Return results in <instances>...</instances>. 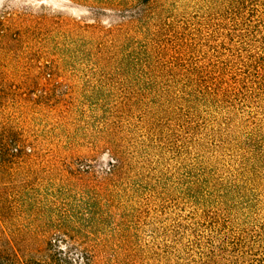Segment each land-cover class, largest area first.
<instances>
[{
  "label": "rangeland",
  "instance_id": "374dc122",
  "mask_svg": "<svg viewBox=\"0 0 264 264\" xmlns=\"http://www.w3.org/2000/svg\"><path fill=\"white\" fill-rule=\"evenodd\" d=\"M230 4L0 3V133L21 152L0 171L5 264L7 241L24 263L196 264L210 240L209 264L256 260L218 248L264 225V95L202 96L173 64V37L211 54Z\"/></svg>",
  "mask_w": 264,
  "mask_h": 264
},
{
  "label": "trees",
  "instance_id": "16d2710c",
  "mask_svg": "<svg viewBox=\"0 0 264 264\" xmlns=\"http://www.w3.org/2000/svg\"><path fill=\"white\" fill-rule=\"evenodd\" d=\"M230 7L225 12L227 14L226 26H218L210 37H215L216 42L211 48V54L202 57V60L190 64L187 55L188 43L185 39L173 37L175 40L174 54L177 57L174 60L179 68H182L186 77L191 80L192 88L202 96H209L224 99H235L239 94H244L243 90L261 91L264 95V12L261 4L255 0H230ZM21 152L16 145V141L11 136L0 133V171L5 169L8 164L20 157ZM119 169V160L114 155L109 163V177L117 173ZM14 203L0 194V225L3 222V210H11ZM212 230H216L215 224H212ZM253 234H246L245 237H236L229 239L227 235L222 240L228 247L218 248L219 252L230 250L231 263L233 260H239L244 255H251L256 260H251L250 264L264 263V225L257 228ZM196 240H198L196 238ZM55 239L48 238L47 244L51 247ZM210 240V249L199 256V262L196 264H209V261L217 255L215 248ZM199 243V241H197ZM8 248L18 264H59V260L49 258L47 261L32 260L24 263L11 243L7 241ZM196 244V243H195ZM189 249V248H187ZM249 249L247 252L246 250ZM227 252V251H226ZM4 252L0 250V264H5ZM83 264H95L91 258L84 257ZM248 264V263H247Z\"/></svg>",
  "mask_w": 264,
  "mask_h": 264
},
{
  "label": "clouds",
  "instance_id": "9594fccd",
  "mask_svg": "<svg viewBox=\"0 0 264 264\" xmlns=\"http://www.w3.org/2000/svg\"><path fill=\"white\" fill-rule=\"evenodd\" d=\"M4 2V0H0V3H3Z\"/></svg>",
  "mask_w": 264,
  "mask_h": 264
}]
</instances>
